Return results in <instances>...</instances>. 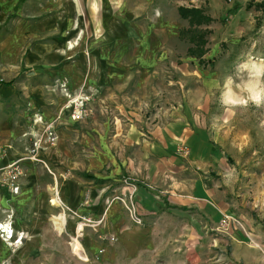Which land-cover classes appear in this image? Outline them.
<instances>
[{
    "label": "rangeland",
    "instance_id": "rangeland-1",
    "mask_svg": "<svg viewBox=\"0 0 264 264\" xmlns=\"http://www.w3.org/2000/svg\"><path fill=\"white\" fill-rule=\"evenodd\" d=\"M104 1L0 0V203L8 204L6 200L14 197L10 202L18 204L0 205V226L10 225L14 230L9 239L0 232V264H103L100 255L92 258L84 249L87 232L102 224L71 211L70 187L128 185L132 178L118 173L122 156H132L136 149L144 154L157 151L159 144L171 149L174 142L177 154L187 157L190 151L185 139L196 133L208 134L230 169L232 181L226 188L230 189L234 215L224 216L221 226L229 230L236 225L246 236L243 240L238 234L217 264H264V108L250 105L225 111L218 101L224 78L236 73L240 61L264 57V0H198L200 21L190 25L182 21V26L191 28L179 37L184 44L197 40L201 45L187 52L205 62L198 70L189 58H182L183 48L188 46H173L168 33L156 31L155 38L182 55L170 62L159 61L154 77L144 75L139 81L130 73L125 81L111 79L110 84L98 81L90 85L85 76L79 82L74 79V87L71 75L61 77L59 63L39 50L46 44L56 49L65 39V50L79 48L80 54L78 59L70 55L65 63L72 64V72L82 74L92 65L84 57L87 42L108 39L109 34L116 42L108 47L106 61L112 59L113 66H118L119 32L97 29ZM191 3L155 0L154 7L164 18L167 7L176 11L177 6L190 8ZM65 10L74 11L63 16ZM206 16H212L213 22ZM74 19L79 22L71 28ZM90 22L96 23L94 27ZM200 22L206 24L194 29ZM216 36L219 49L214 61L207 62L203 56L210 53ZM206 40L209 46L204 49ZM132 59L133 55L125 58L127 70L141 69ZM172 120L186 121L189 134L178 138L172 133L166 142L160 141L170 128L173 132ZM50 127L51 139L47 134ZM13 164L22 172L18 195L8 186L5 171ZM41 198L44 211L37 209ZM59 215L57 224L61 229L65 226L63 231L55 223ZM62 216L66 217L63 225ZM76 238L80 248L73 242ZM30 246L42 249L29 252Z\"/></svg>",
    "mask_w": 264,
    "mask_h": 264
},
{
    "label": "crops",
    "instance_id": "crops-1",
    "mask_svg": "<svg viewBox=\"0 0 264 264\" xmlns=\"http://www.w3.org/2000/svg\"><path fill=\"white\" fill-rule=\"evenodd\" d=\"M154 2L155 0H145L142 3H133L129 0L103 2V18L101 17L97 29L119 32L118 66L115 64L113 66L112 59L106 61L108 47L111 42H116V38H111L109 34L108 39L105 37L95 39L92 44L91 41L87 42V55L84 57L88 63L92 62V65L89 68L87 65V70H83L82 74L72 72L71 70L75 69L72 64L65 63V59L70 55L75 56L76 59L80 57L79 48L76 50L74 48L72 51L65 50L63 41L65 39H62V44L56 49L46 44L42 45L39 51L45 52L48 58L59 63L62 67L61 77L68 79L71 75L70 79L74 87L77 84L74 79L79 82L84 80L85 76L90 81V85H96L98 81L110 84L111 79L125 81L131 78L130 73L140 81L144 75L147 78L154 77V66L159 61L170 62L174 60L170 58H175V55H182L179 49L175 47L170 49V45L165 44L163 39L155 38L154 32L161 31L168 33L167 40L175 44L173 46H188L183 48L182 58H189L198 70L200 59H197L192 51L190 54L187 52L201 45L197 40L184 44L179 37L183 32H189L191 28V26L190 28L182 26V21H188L190 25L191 21L197 19L200 21L201 15L193 19L183 17L179 9L201 11L199 1L192 0L190 8L177 6L176 11L169 6L164 18L159 15L158 7H154ZM73 11H67L68 15H72ZM206 17L213 22L212 16ZM70 22L72 28V25L79 20L74 19ZM201 23L206 24L196 23L193 28L199 26L198 29H201ZM95 24L90 22V26L94 27ZM75 33L74 30L71 31L72 36ZM65 37L67 36L63 38ZM213 42V46L209 47L210 53L203 56V60L207 62L214 61L213 58L219 49V37L216 36ZM202 46L207 49L209 46L207 40ZM95 52H100V57L96 56ZM127 55H133L132 63L137 64L141 69L134 72L127 70L125 60ZM125 88L126 86L122 89ZM169 125L173 128V132L170 128L166 134L163 133L162 138L159 139L162 142L170 139L172 133L178 138L189 134L185 128L186 121L172 120ZM185 140L190 151L187 157L177 154L176 146L173 147L174 142L170 143L171 149L159 144L157 151H148L144 154L142 150L136 149V153L132 156L126 154L122 156L123 167L119 166L118 173L132 178L128 185L104 183L101 188L95 185L90 187L89 184L70 187L71 197L68 199L73 202L71 211L79 218L87 217L93 222L103 221L96 230H90L86 234L87 242L84 249L90 257L100 255L103 264L220 263L218 261L222 260V254L227 246L234 245V241L239 237L238 234L241 233L238 232L236 225L229 230L221 226L224 216L234 215L233 204L229 198L232 181L230 169L225 156L215 149L208 134H189ZM43 200L40 199L41 207L37 208L40 211H44ZM6 201L8 204L2 202L3 204L0 205L8 207L18 205L17 202ZM131 203L136 208L140 224L135 223L130 214ZM240 236L245 240L244 234ZM42 246L37 248L30 246L28 249L32 252L42 249Z\"/></svg>",
    "mask_w": 264,
    "mask_h": 264
},
{
    "label": "clouds",
    "instance_id": "clouds-1",
    "mask_svg": "<svg viewBox=\"0 0 264 264\" xmlns=\"http://www.w3.org/2000/svg\"><path fill=\"white\" fill-rule=\"evenodd\" d=\"M218 101L225 111L264 108V57L240 61L236 73L224 78Z\"/></svg>",
    "mask_w": 264,
    "mask_h": 264
},
{
    "label": "built area",
    "instance_id": "built-area-1",
    "mask_svg": "<svg viewBox=\"0 0 264 264\" xmlns=\"http://www.w3.org/2000/svg\"><path fill=\"white\" fill-rule=\"evenodd\" d=\"M47 134H48V138H50V139L53 138V132H52L51 127L48 128ZM5 171H6V176L8 178V186L10 187L13 194L18 195L21 191V186L18 183L19 179L21 177V174H22L20 167L17 164H13V165L5 168ZM129 211H130V214H131L134 222L137 224H140L141 221L137 217L136 208H135L133 203L131 204ZM86 222L91 223L90 220L89 221L86 220ZM102 222L103 221L101 220L97 224L100 225V224H102ZM6 225H8V224H6ZM0 232H1V234H5L8 239L12 238L14 236V230L12 229V227L10 225H8V232H4L3 230H0ZM73 242H74V240H73Z\"/></svg>",
    "mask_w": 264,
    "mask_h": 264
},
{
    "label": "bare ground",
    "instance_id": "bare-ground-1",
    "mask_svg": "<svg viewBox=\"0 0 264 264\" xmlns=\"http://www.w3.org/2000/svg\"><path fill=\"white\" fill-rule=\"evenodd\" d=\"M71 48H73V47H71ZM53 203L56 204L57 201L54 200ZM60 215H61V214H60ZM60 215H59L58 217L55 218V223H56V224L58 223L57 221H58V219L60 218ZM64 215H65V214H64ZM65 223H66V217H65V216H62V219H61V225L65 224ZM57 226H58V224H57ZM0 227L2 228V229L0 228V230H3L4 232H8V227H7V226H4V227H3V226L1 225ZM58 227H59V226H58ZM64 227H65V226L62 227L63 229H61V228L59 227V228H60V231H63V230H64ZM3 228H4V229H3ZM82 228H83V225H80V227H79V231H82V230H83ZM74 242L76 243V244H75L76 247H78V248L81 247V243L79 242V240H78L77 238L74 240Z\"/></svg>",
    "mask_w": 264,
    "mask_h": 264
},
{
    "label": "trees",
    "instance_id": "trees-1",
    "mask_svg": "<svg viewBox=\"0 0 264 264\" xmlns=\"http://www.w3.org/2000/svg\"><path fill=\"white\" fill-rule=\"evenodd\" d=\"M179 11L183 17H191V19H193V17L195 16L202 15L201 11L199 10L180 8ZM200 63H205V62L201 60Z\"/></svg>",
    "mask_w": 264,
    "mask_h": 264
}]
</instances>
